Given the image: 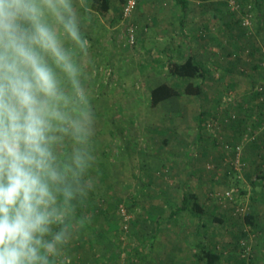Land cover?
I'll use <instances>...</instances> for the list:
<instances>
[{"label": "rangeland", "instance_id": "rangeland-1", "mask_svg": "<svg viewBox=\"0 0 264 264\" xmlns=\"http://www.w3.org/2000/svg\"><path fill=\"white\" fill-rule=\"evenodd\" d=\"M123 1L112 0L113 16L104 18L88 0H74L90 38L79 60L95 120V166L85 173L79 211L95 228L74 216L82 223L63 254L72 264H204L194 258L202 240L220 253L218 264H264V202L251 197L252 180L264 174V99L257 90L264 83V2L190 0L205 12L220 5L234 20V53L222 61L229 71L205 61L209 74L195 79L202 96L182 94L152 107V86L178 82L166 64L172 46L180 54L183 48L181 9L175 0H137L125 14ZM198 18L186 22L185 30H195L191 40ZM255 190L264 192V183ZM186 191L204 206L201 224L190 210L170 215ZM96 229L114 244L108 254Z\"/></svg>", "mask_w": 264, "mask_h": 264}, {"label": "clouds", "instance_id": "clouds-1", "mask_svg": "<svg viewBox=\"0 0 264 264\" xmlns=\"http://www.w3.org/2000/svg\"><path fill=\"white\" fill-rule=\"evenodd\" d=\"M89 47L74 0H0V264H72L93 159Z\"/></svg>", "mask_w": 264, "mask_h": 264}, {"label": "trees", "instance_id": "trees-1", "mask_svg": "<svg viewBox=\"0 0 264 264\" xmlns=\"http://www.w3.org/2000/svg\"><path fill=\"white\" fill-rule=\"evenodd\" d=\"M125 1V0H124ZM123 1V2H124ZM256 5L258 2H264V0H255ZM90 8L97 14H99L101 17L104 18H110L112 17V7L113 2L112 0H88ZM175 5L178 6L181 9L180 13V26L183 27L184 20L187 16V9H188V3L189 0H175ZM112 23V19L110 20ZM167 70L169 75L173 76L174 78H177V83H168V82H161L151 87L150 89V105L152 107H158L163 102L168 101L174 97H177L179 95L185 94L195 97H200L204 93L203 85L201 83L195 82V79L202 78L205 79L207 75L210 72V69L206 65L205 61H202L198 58H196L192 54H188L184 59H171L166 64ZM261 93L260 91H258ZM199 137H201V131L204 128L205 123V117H204V111H201L199 113ZM109 133H113L112 131H109ZM201 134V135H200ZM68 151L69 149L66 147L65 149ZM92 154V153H91ZM95 158V156L93 157ZM94 161H91V166L87 171L94 170V166L92 163ZM103 164V162H100ZM264 183V174L260 175L258 174L253 180H252V186L254 189H252L253 193L251 195L253 200H261L264 202V192H258L255 190V187ZM87 195L92 196V193H89ZM93 197V196H92ZM86 195L77 202L76 204V211H75V217L78 220H82L86 227L88 228H95L93 225L89 223L88 220L84 219V215L79 210L82 209L84 203H86ZM94 198V197H93ZM95 200V199H94ZM183 210H190L191 212H194L195 215L199 218L200 224L202 223V217L204 214V206L202 203L197 199L196 195L193 192L186 191L183 195V199L181 201L180 205H176L171 209L170 215L176 216ZM215 221H222V217L214 216ZM245 220L247 224L249 225V228L251 231H253L254 227L256 226V220L255 215L252 213H249L245 216ZM116 225L115 223H113ZM112 225V224H111ZM96 234L98 236H103L104 243H107L104 247L105 253L109 252L111 248L114 246V244L109 241L106 237H104L103 232L100 230H95ZM108 240V241H107ZM108 254V253H107ZM194 258L199 261L203 262L204 264H218L220 261L221 255L217 250H213L210 248L204 241H199L198 249L194 253Z\"/></svg>", "mask_w": 264, "mask_h": 264}, {"label": "crops", "instance_id": "crops-1", "mask_svg": "<svg viewBox=\"0 0 264 264\" xmlns=\"http://www.w3.org/2000/svg\"><path fill=\"white\" fill-rule=\"evenodd\" d=\"M190 3H188V9H187V16L184 20V25L181 27L182 31V40L183 42V48L181 51V54L177 50H173L174 46H172L171 51V57L172 59H184L188 54L194 55L196 58L201 57L204 59V61H214V64L220 68L221 70H228V67L226 65H222V61H226L228 54L230 55L234 49L236 43L233 40V36L235 33V25L234 20L231 18H228L225 16L226 13H223V11H226L225 9L221 8V6L212 7L211 9H206V12L199 9H194ZM193 11V12H192ZM181 13V12H180ZM196 14L199 16L197 20V23L194 24V26H198V34L196 36H193V40H191L192 35L195 34V30L193 31L194 27L191 29L185 30L186 22L190 20L191 18H195ZM210 14V15H209ZM228 14V13H227ZM209 15V17L202 19V16ZM225 19H224V16ZM201 16V17H200ZM181 17V16H180ZM180 24V22H179ZM192 30V31H191ZM234 32H233V31ZM189 33L191 35H189ZM199 37V38H198ZM211 38V40H205V39ZM224 38V39H222ZM198 42V43H196ZM225 42H228V47H225ZM188 44V49L185 47V45ZM201 47V48H200ZM197 48L198 50H196ZM234 53V52H233ZM210 56V57H207ZM212 58V59H211ZM203 59H200L203 61ZM232 69H230L231 71ZM259 85H264V83H260Z\"/></svg>", "mask_w": 264, "mask_h": 264}, {"label": "built area", "instance_id": "built-area-1", "mask_svg": "<svg viewBox=\"0 0 264 264\" xmlns=\"http://www.w3.org/2000/svg\"><path fill=\"white\" fill-rule=\"evenodd\" d=\"M137 4V0H128L126 6H125V14H128L133 11ZM130 38L131 41L134 40V35L130 33ZM263 66H264V61H263ZM257 90L262 93L263 99H264V85H258ZM239 148V147H238Z\"/></svg>", "mask_w": 264, "mask_h": 264}]
</instances>
